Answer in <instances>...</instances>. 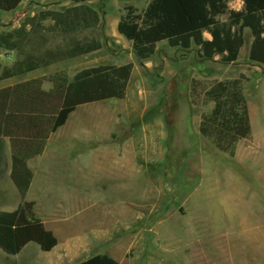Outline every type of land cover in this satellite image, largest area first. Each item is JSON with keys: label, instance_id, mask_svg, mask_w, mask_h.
I'll return each mask as SVG.
<instances>
[{"label": "rangeland", "instance_id": "374dc122", "mask_svg": "<svg viewBox=\"0 0 264 264\" xmlns=\"http://www.w3.org/2000/svg\"><path fill=\"white\" fill-rule=\"evenodd\" d=\"M149 1L25 0L14 12L0 13V33L41 12L80 5L100 20L69 37L46 22L23 55L1 50V67L11 69L28 55L77 42L100 44L86 56L0 81V89L55 73L71 79L98 66L133 68L122 101L78 108L28 163L34 213L59 241L71 243L73 262L106 255L117 264H264V67L248 60L252 37L244 31L233 65L218 57L201 61L195 48L186 52L165 43L140 61L116 27L126 7L142 12ZM226 3L229 12L242 9L240 0ZM234 80L241 83L251 135L229 156L201 137L198 127L213 108L205 91ZM50 87L43 82L44 90ZM8 162L7 142L0 140L1 174ZM8 207L1 199L0 209Z\"/></svg>", "mask_w": 264, "mask_h": 264}, {"label": "trees", "instance_id": "16d2710c", "mask_svg": "<svg viewBox=\"0 0 264 264\" xmlns=\"http://www.w3.org/2000/svg\"><path fill=\"white\" fill-rule=\"evenodd\" d=\"M25 0H0V13H12ZM43 1V0H30ZM243 9L228 11L226 0H150L142 12L126 7L116 31L131 44L136 58L150 60L160 44L170 49H196L201 61L218 57L224 65L237 62L244 47V31L252 37L248 60L264 67V0H240ZM226 16L225 22L220 17ZM63 37L88 31L99 25L98 14L89 6H73L62 11H46L27 19L20 28L0 33V51L23 55L34 38L45 31L43 23ZM209 36V40L204 38ZM98 42H77L63 50L47 51L39 57L26 56L11 69L0 65V81L33 73L39 69L86 56L98 51ZM132 65L98 66L84 69L69 79L55 73L0 89V140L9 144V179L22 202L12 213L0 212V250L16 256L29 245L49 253L57 246L34 214V203L26 202L33 174L28 163L40 157L49 139L63 128L80 107L107 101H122L132 76ZM48 82L49 90L42 88ZM211 112L198 127L201 137L212 142L221 153L234 155L235 146L249 139L251 126L248 107L238 80L217 82L204 93ZM79 264H117L106 255H96Z\"/></svg>", "mask_w": 264, "mask_h": 264}, {"label": "crops", "instance_id": "0c3cea01", "mask_svg": "<svg viewBox=\"0 0 264 264\" xmlns=\"http://www.w3.org/2000/svg\"><path fill=\"white\" fill-rule=\"evenodd\" d=\"M241 8L243 9V6ZM241 10L238 11L235 10L234 12H239ZM221 22H225V21H221ZM205 39L209 40V36L208 38ZM249 48L250 45L248 46V51ZM4 141L7 142L6 140ZM7 148H8V160H9L7 171L1 174V166H0V201L1 199L3 201H6L9 207L6 209L5 208L0 209V212L12 213L18 208L22 200L9 179L11 163H10V150H9L8 142H7ZM25 201L31 202V200L29 199V191L25 197ZM42 223L44 228L47 231L51 232L57 240V246L51 252L43 253L36 245L33 244H29L25 246L18 255L13 257L7 256L0 250V264H79L88 259L87 258L79 262H73L74 259H76L75 257L77 255L73 254L72 251H67L71 243L70 242L64 243L62 241H59L57 234H55V232L51 228L47 227L43 221Z\"/></svg>", "mask_w": 264, "mask_h": 264}]
</instances>
